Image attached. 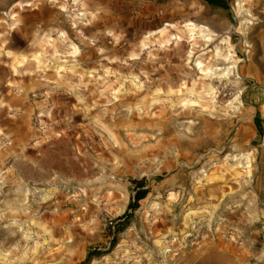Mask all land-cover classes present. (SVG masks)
Here are the masks:
<instances>
[{
  "label": "rangeland",
  "instance_id": "rangeland-1",
  "mask_svg": "<svg viewBox=\"0 0 264 264\" xmlns=\"http://www.w3.org/2000/svg\"><path fill=\"white\" fill-rule=\"evenodd\" d=\"M226 2L0 0V264H264V0Z\"/></svg>",
  "mask_w": 264,
  "mask_h": 264
},
{
  "label": "trees",
  "instance_id": "trees-1",
  "mask_svg": "<svg viewBox=\"0 0 264 264\" xmlns=\"http://www.w3.org/2000/svg\"><path fill=\"white\" fill-rule=\"evenodd\" d=\"M208 4L214 5V6H221V7H227L226 0H205ZM131 182L134 185V193L131 196L130 201L128 202L127 209L125 210L123 217L124 218H117L118 220L114 223L115 227H118V229L124 228L132 216L134 210L138 207L139 201L143 199L147 193L149 192V187L145 186V178L142 177L140 179H131ZM122 217V216H121ZM123 219V220H121ZM101 254L100 251L97 249H91L87 252L86 259L84 262L88 261L91 257L95 255Z\"/></svg>",
  "mask_w": 264,
  "mask_h": 264
}]
</instances>
